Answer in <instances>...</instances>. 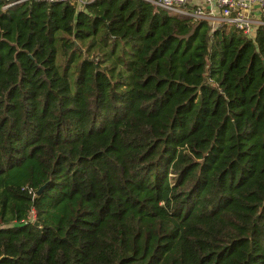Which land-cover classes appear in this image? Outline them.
Listing matches in <instances>:
<instances>
[{
	"label": "trees",
	"instance_id": "16d2710c",
	"mask_svg": "<svg viewBox=\"0 0 264 264\" xmlns=\"http://www.w3.org/2000/svg\"><path fill=\"white\" fill-rule=\"evenodd\" d=\"M16 1L0 0V264H264V26Z\"/></svg>",
	"mask_w": 264,
	"mask_h": 264
},
{
	"label": "built area",
	"instance_id": "2783aa9c",
	"mask_svg": "<svg viewBox=\"0 0 264 264\" xmlns=\"http://www.w3.org/2000/svg\"><path fill=\"white\" fill-rule=\"evenodd\" d=\"M26 0H17L13 4ZM47 3L67 2L70 0H36ZM78 8L94 0H72ZM161 8L171 15L192 17L198 20L213 21L217 26L232 25L237 31L248 38H253L256 30L264 26V0H140ZM11 4V5H13ZM8 5V6H11ZM256 8L258 17L251 18L249 13ZM218 12L219 18L213 17Z\"/></svg>",
	"mask_w": 264,
	"mask_h": 264
},
{
	"label": "crops",
	"instance_id": "0c3cea01",
	"mask_svg": "<svg viewBox=\"0 0 264 264\" xmlns=\"http://www.w3.org/2000/svg\"><path fill=\"white\" fill-rule=\"evenodd\" d=\"M215 16L216 17H213V20H217L218 18H219V14H218V12L215 14ZM249 16L251 17V18H254V19H256L257 17H258V11H257V9L256 8H254V9H252L251 10V13H249ZM211 22H213V21H209V23L212 25V27H216L217 26V23H211Z\"/></svg>",
	"mask_w": 264,
	"mask_h": 264
},
{
	"label": "water",
	"instance_id": "95a60500",
	"mask_svg": "<svg viewBox=\"0 0 264 264\" xmlns=\"http://www.w3.org/2000/svg\"><path fill=\"white\" fill-rule=\"evenodd\" d=\"M41 190V189H40ZM40 190L37 192V194H39Z\"/></svg>",
	"mask_w": 264,
	"mask_h": 264
},
{
	"label": "rangeland",
	"instance_id": "374dc122",
	"mask_svg": "<svg viewBox=\"0 0 264 264\" xmlns=\"http://www.w3.org/2000/svg\"><path fill=\"white\" fill-rule=\"evenodd\" d=\"M84 1H87V0H84Z\"/></svg>",
	"mask_w": 264,
	"mask_h": 264
}]
</instances>
